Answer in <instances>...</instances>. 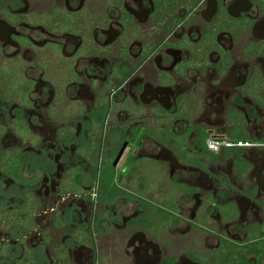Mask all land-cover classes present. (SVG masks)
I'll return each instance as SVG.
<instances>
[{"label": "flooded vegetation", "instance_id": "obj_1", "mask_svg": "<svg viewBox=\"0 0 264 264\" xmlns=\"http://www.w3.org/2000/svg\"><path fill=\"white\" fill-rule=\"evenodd\" d=\"M0 264H264V0H0Z\"/></svg>", "mask_w": 264, "mask_h": 264}, {"label": "built area", "instance_id": "obj_2", "mask_svg": "<svg viewBox=\"0 0 264 264\" xmlns=\"http://www.w3.org/2000/svg\"><path fill=\"white\" fill-rule=\"evenodd\" d=\"M222 145H224V147H226V148L247 146V145H244V144H242L240 142H238L237 144H235V143L234 144H232V143H223ZM208 146L213 151H216V149H217V144L215 142L208 143Z\"/></svg>", "mask_w": 264, "mask_h": 264}, {"label": "water", "instance_id": "obj_3", "mask_svg": "<svg viewBox=\"0 0 264 264\" xmlns=\"http://www.w3.org/2000/svg\"><path fill=\"white\" fill-rule=\"evenodd\" d=\"M122 151H123V150H122ZM122 151L120 152L119 157H120V155L122 154Z\"/></svg>", "mask_w": 264, "mask_h": 264}, {"label": "rangeland", "instance_id": "obj_4", "mask_svg": "<svg viewBox=\"0 0 264 264\" xmlns=\"http://www.w3.org/2000/svg\"><path fill=\"white\" fill-rule=\"evenodd\" d=\"M175 238H177V237H175Z\"/></svg>", "mask_w": 264, "mask_h": 264}]
</instances>
